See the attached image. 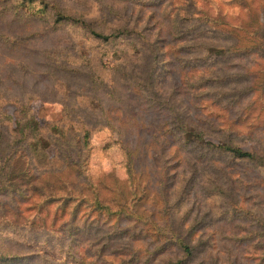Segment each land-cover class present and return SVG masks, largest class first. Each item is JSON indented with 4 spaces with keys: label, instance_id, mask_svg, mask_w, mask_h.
<instances>
[{
    "label": "rangeland",
    "instance_id": "obj_1",
    "mask_svg": "<svg viewBox=\"0 0 264 264\" xmlns=\"http://www.w3.org/2000/svg\"><path fill=\"white\" fill-rule=\"evenodd\" d=\"M0 264H264V0H0Z\"/></svg>",
    "mask_w": 264,
    "mask_h": 264
},
{
    "label": "trees",
    "instance_id": "obj_2",
    "mask_svg": "<svg viewBox=\"0 0 264 264\" xmlns=\"http://www.w3.org/2000/svg\"><path fill=\"white\" fill-rule=\"evenodd\" d=\"M60 19H72V18L69 16L61 15ZM92 33L96 37L102 38L104 40H109L110 38L117 36L116 34L105 35L103 33L97 32L96 30H92ZM188 136L190 138L204 142V143L208 144L209 146H211V147H213V148H215L221 152L229 153V154L233 155L234 157L243 158V159H253V160L257 159V156L254 153L247 151V150H244L241 147H237V146L233 145L232 143H229V142L214 143L211 141H206L201 133L199 134L195 131L189 133ZM184 249H185V251L190 252V247L187 244H184Z\"/></svg>",
    "mask_w": 264,
    "mask_h": 264
}]
</instances>
